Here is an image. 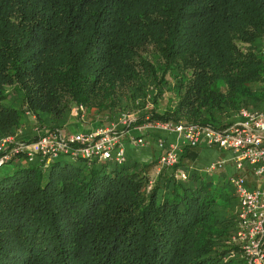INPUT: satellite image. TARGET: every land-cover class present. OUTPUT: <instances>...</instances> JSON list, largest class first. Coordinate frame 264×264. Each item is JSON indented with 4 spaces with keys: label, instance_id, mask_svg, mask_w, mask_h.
I'll return each mask as SVG.
<instances>
[{
    "label": "trees",
    "instance_id": "trees-1",
    "mask_svg": "<svg viewBox=\"0 0 264 264\" xmlns=\"http://www.w3.org/2000/svg\"><path fill=\"white\" fill-rule=\"evenodd\" d=\"M84 107L215 129L264 112V0H0V138ZM192 150L159 172L158 155L9 163L0 264H244L226 169H195Z\"/></svg>",
    "mask_w": 264,
    "mask_h": 264
},
{
    "label": "built area",
    "instance_id": "built-area-1",
    "mask_svg": "<svg viewBox=\"0 0 264 264\" xmlns=\"http://www.w3.org/2000/svg\"><path fill=\"white\" fill-rule=\"evenodd\" d=\"M120 123L125 124V121L116 123L117 127L111 124L107 128L85 132L53 130L40 134L34 140L31 139L33 136L22 138L17 134L0 138V170L15 160L30 162L36 156L43 159L45 164L61 157L122 163L126 159L125 132L118 128ZM149 130L176 134L181 138V146L158 138L157 172L163 168L171 169L177 164L182 145L228 154L212 163L207 172L216 173L228 167L232 169L228 181L238 199V225L232 242L239 247L244 264H264V112L241 109L222 129L173 121L150 122L146 118L144 123L138 125V131ZM131 143L144 142L138 137L131 138ZM176 177L186 178L182 171L177 172Z\"/></svg>",
    "mask_w": 264,
    "mask_h": 264
},
{
    "label": "crops",
    "instance_id": "crops-1",
    "mask_svg": "<svg viewBox=\"0 0 264 264\" xmlns=\"http://www.w3.org/2000/svg\"><path fill=\"white\" fill-rule=\"evenodd\" d=\"M65 128L62 129V131L65 133L79 132L78 125L76 126L75 130H67ZM90 130H85V131H90ZM124 132L125 133H124L123 141H124L125 157L128 160H132L137 163L149 162L154 158H156V156L159 153V150L157 148L158 138H163V139L165 138L170 142L177 143L179 146H181V138L176 134H166L151 130L140 132L138 131V126L133 128L130 127L126 129ZM138 137H141L144 143L136 144V145L132 144L131 138H138ZM183 147L184 146L182 145V148ZM192 151L195 152L196 154V158L192 163V167L198 170L207 171L208 167L212 163L216 162L219 159H223L227 157L226 155L221 156L213 149H207L204 147L194 148V150ZM231 171L232 169L230 167L226 169L227 176Z\"/></svg>",
    "mask_w": 264,
    "mask_h": 264
},
{
    "label": "rangeland",
    "instance_id": "rangeland-1",
    "mask_svg": "<svg viewBox=\"0 0 264 264\" xmlns=\"http://www.w3.org/2000/svg\"><path fill=\"white\" fill-rule=\"evenodd\" d=\"M168 95L166 94L163 99L160 101L158 100V104H159V110L161 111V107H163L166 103V99H167ZM150 103L147 101V103H145L146 107V111L147 109L150 110L152 109L151 105H149ZM76 111H73V117L72 119L69 121L67 127L65 129L67 130H75L76 126L78 125V129L79 132H85V130H92V129H96V128H107L109 127L111 124L116 125V127L118 126L116 123L120 122V121H125V124L120 123L119 125V129L121 131H125L127 128L131 127H137L139 124H135L136 123V119L139 116H142L144 114L145 111H143L141 108H138L137 110H131L126 111V112H121L119 114H117L113 119H111L108 115L109 114H105V115H97L95 114L93 111H88V109H86L85 107L81 109V118H75L74 116ZM134 120V121H133ZM131 121V122H130ZM128 126V127H127ZM82 130V131H81ZM45 131L40 129L39 127H34V130L32 131V136L34 137L35 135H40L42 133H44ZM76 133V132H74ZM19 135L20 132L18 131L17 133L14 134H9L6 136H3L1 138H5V137H10V136H14V135ZM32 136H28L27 138H31ZM19 137H22L21 135H19ZM217 153H219L221 156H227L228 154H226L225 152H221V151H216ZM40 157L36 156L34 158V161L39 160ZM221 160V159H219ZM13 164H15V162H13ZM228 166L232 165L230 163H228ZM12 166V165H11ZM3 168L5 169H9L10 166H4ZM221 170H219L220 172ZM228 177V176H227ZM228 179V178H227Z\"/></svg>",
    "mask_w": 264,
    "mask_h": 264
}]
</instances>
